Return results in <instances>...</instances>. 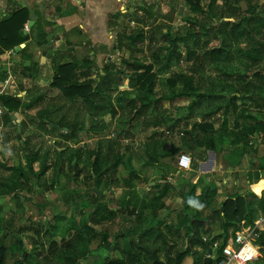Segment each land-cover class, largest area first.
Masks as SVG:
<instances>
[{
    "label": "rangeland",
    "instance_id": "obj_1",
    "mask_svg": "<svg viewBox=\"0 0 264 264\" xmlns=\"http://www.w3.org/2000/svg\"><path fill=\"white\" fill-rule=\"evenodd\" d=\"M193 1L191 5L185 0H141L130 4L133 11L110 15L109 30L101 39H113L107 47L100 46L102 58L98 53L89 55L90 59L84 57L86 60L73 57L75 69L67 58L85 51L87 45L69 47L65 40L45 43L42 37V49L31 46V54L36 48L40 55L32 59L35 68L30 71L13 49L0 51V96L22 99L16 119L5 123L7 113H0V243L8 255L3 264H15V259L23 257V252H17L16 258L10 252L16 237L22 239L30 254L29 264H36L50 252L53 241L61 245L64 238L74 234V222L97 230L96 237L80 247L79 251L91 249L81 259L82 264H104L119 255L116 248L105 247L103 233H108L114 243L117 236L122 242L136 238L141 229H152L153 235L160 233L173 252L192 245L202 257V264L209 260L215 264L216 253L227 240L223 223L215 221L213 213L227 198L247 191L246 178L250 176L237 169L248 164L255 139L250 136L249 144L231 142L247 120L239 119L240 113L257 114L264 122V110L259 114L247 88L255 71L264 73V0ZM24 8L17 4L6 15L0 12V21ZM157 12L161 18L156 19ZM37 24L31 27L35 35L43 32L39 20ZM237 25L241 28L235 30ZM63 62L68 63L70 72H76L75 79L80 83H91L94 98L105 106L107 82L111 80L115 89L110 94L112 106L106 112L97 113L91 99L63 94V77L59 76ZM118 69L121 77L114 73ZM101 70L108 73L107 80H103ZM85 72L88 74L83 75ZM18 85L29 89L27 98L23 99V91L11 92ZM236 93L241 95L236 102L238 111L230 102ZM22 103L31 105L24 109ZM0 108L4 109L1 102ZM56 109L74 123L75 133L52 127L48 116ZM41 121L50 132L39 128ZM213 137L219 141L217 147L220 144L225 158L237 157V146L231 149L233 153L227 149L239 144L245 155L241 165L233 164L238 158L227 160L224 169L211 173L213 165L204 162L200 167L209 172L204 176L190 171L172 176L175 184H149L163 175L143 172L154 164L157 144L160 148L156 153L170 167L178 152H188L187 139L192 145L195 170L196 155ZM36 151L39 157L29 168L28 160ZM44 162L49 165L48 171L38 176ZM177 168L174 166V174ZM256 186L252 187L255 192ZM165 192L172 197H162ZM95 203L99 209L92 213ZM259 216H254L253 222L237 216L233 222L240 230L254 228ZM92 217L97 223L91 221ZM201 222L205 224L201 233L211 230L209 235L202 234L204 244H209L207 249L194 235ZM262 231L264 227L257 238L259 258ZM231 232L233 228L228 238L238 233ZM252 247L250 253H257L255 242ZM53 261L63 263L60 258ZM191 262L188 258L183 264Z\"/></svg>",
    "mask_w": 264,
    "mask_h": 264
},
{
    "label": "trees",
    "instance_id": "obj_2",
    "mask_svg": "<svg viewBox=\"0 0 264 264\" xmlns=\"http://www.w3.org/2000/svg\"><path fill=\"white\" fill-rule=\"evenodd\" d=\"M185 1L191 5L194 4L193 0ZM151 13L152 12L150 11L149 14ZM161 17L162 16H160L157 12L156 19ZM30 18L31 16L29 15L28 9L24 8L13 13L9 18L0 21V51L3 52L8 49H14L16 46H19L21 43L29 39V36L25 35L24 30L25 24L30 20ZM238 28H241V25H237L235 27V30H237ZM30 51V44H27L24 48L21 49L20 53L23 55L28 53L31 54ZM68 66L69 65H59V76L61 74V76L63 77V94L69 98H75L80 96L85 98V100L91 99V102H94V106L98 108L96 110L97 113L103 112V110L106 112V110L110 106H112L111 103H109L111 101L110 94L115 89L110 84L111 80H108L107 82L108 95H106L104 99H107L108 103L107 106H105V103H103L102 100L99 101L94 98V89L91 83L89 81H84L80 83L77 78L75 79V72H70L68 70ZM150 66L146 67L149 68ZM72 68L75 69L76 64H74ZM114 73L119 76H122V71L120 69H118ZM87 74L88 73L85 72L83 75ZM107 75L108 73L104 72V75L102 76L103 80H107L109 78H107ZM142 86H144V83L142 84ZM247 88L248 91L251 93V101L258 105L257 108L259 109V114L262 113V111L264 110V97L261 96V94H264V73H262L261 71H255L250 81L248 82ZM257 96L259 99L255 100V97ZM230 99L231 106L233 107L234 111H238L239 107L236 102L241 99V95L236 93ZM0 102L3 103V106L5 109H7V111L9 110L7 112V115H5V123H8L12 119V112H16L20 108L21 98L9 94H3L0 96ZM30 105V103L22 104L24 109L29 107ZM60 113L62 112L56 109L51 113L50 116H48V118L52 122V127L55 129H61L64 127L69 130H72V132L75 131L76 127L74 126V123H72V121H70L64 113H62V115ZM55 114L58 116H56ZM57 117H60L59 119L61 120L57 121ZM240 118L247 120H245V123L241 125V131L236 133V135L231 140L232 143H234L236 140V143L245 142L249 144L250 136L253 137L256 142L264 141V122L259 120V116L257 114L255 115L252 113H247L242 110L239 119ZM199 125L203 128H205L206 126H210L209 124ZM39 128L44 130L45 132H50L46 130V123H44V121L40 122ZM209 134L210 133H208V135ZM61 137L64 139L68 138V136L64 134H61ZM207 143L209 144V147H213L212 139H208ZM185 144L189 147L192 146L189 142H187V139L185 141ZM36 157H39L37 151L28 160L29 168H32L33 162ZM48 168L49 165L44 162L42 164V170L38 174V176H43L48 171ZM22 175L25 176L24 173H22ZM192 193L193 190L191 191V194ZM236 194L237 195L235 197H229L224 200L221 204V209H215L216 211L213 213L212 216L215 221H221L223 223V227L225 229V241L230 235V228L234 229V233L231 232L233 235L240 231L239 226L236 227L235 222H233V220H235V217L237 218V216H241L238 218L239 220L247 218L249 222H253L254 216L257 212H262L264 214V195L262 197H258L251 190H247L245 192H238ZM98 209L99 206H97L96 203L92 204V213H97ZM91 221L97 223L94 217L91 218ZM85 225L86 227H83L74 222L71 225V228L75 230L74 234L68 239L64 238V241L61 245H58L57 241H53V243L50 245V252H48L36 264H55V261H53L54 258H60V261H63L62 264H82L81 259L85 258L91 252V249L87 247L85 251H79L80 247L82 245H85L86 243H89L97 235V230L94 226H88V224ZM204 225V222L198 223L194 235L195 237H197V240L200 243H203L204 248L207 249L210 247L209 244H204L206 243V241H204L203 239L205 235L202 236V234L204 233L209 235L211 233V230L207 228L205 231H203V233H201L203 230L202 228H204ZM261 236L262 237L259 239V242L261 245L262 255L260 258H258V260L253 263L250 262L249 264H264V231L261 232ZM109 238L110 235L108 233H103L105 247L116 248L119 251V255L114 258H109L108 261L104 262V264H139L140 262L142 264H183L184 261L188 258L192 260L191 264H202V257L199 256V253L196 249H193L192 245H190L185 250L178 249L177 251L173 252L172 248L168 246L166 241L162 240L160 233L153 235L152 229H141L139 235L130 241L125 240L122 242L121 237L117 236L114 243H111ZM11 246L10 252L13 254V257L16 258L17 252H23V257L21 259H15V264H29L30 254L27 252L22 239L20 237H16L15 242ZM249 255H251L250 251L245 253L243 255V258L247 259ZM7 256V248H5L3 243H0V264L4 263L5 258ZM211 262L212 261L209 260L208 264H211Z\"/></svg>",
    "mask_w": 264,
    "mask_h": 264
},
{
    "label": "crops",
    "instance_id": "obj_3",
    "mask_svg": "<svg viewBox=\"0 0 264 264\" xmlns=\"http://www.w3.org/2000/svg\"><path fill=\"white\" fill-rule=\"evenodd\" d=\"M141 0H20L19 2H14V0H1L0 2V12L3 14H8L11 9L15 8L17 4H23V7H26L30 14L31 18L30 20H33V23L31 27L33 28V25L39 26L37 24L38 20L41 22V27L40 31L35 35V32H32L31 27H28L27 33H24L25 35L29 36V39L23 43L20 44V50L16 51V47L13 49L15 52V55L20 57L22 56L23 58L20 57L22 65L27 66L26 70L30 71L32 67V59L34 57H38L40 54L36 53V48L35 51H33V54H21L20 51L22 48H24L27 44H31L30 47L35 45L38 47V49H42L44 47V41L45 43L48 41L54 43L55 42H61L65 40V45L72 47V46H81L83 47L87 45L85 48V51L83 50L81 53H77L75 55H72L71 57H68V60L72 61V64H76L73 62L72 58L74 57L75 59H90L89 55H94L98 53V57L100 59L102 58V49H100L101 45L104 44L107 47L109 42L112 41V36H110L111 40H106L103 42L101 37L106 35L107 31L109 30L110 27V22H109V17L110 15L113 14V17L116 14H123L122 12L126 11H133L134 6H130V4H135V2H138ZM151 4V3H149ZM151 6V5H150ZM29 20V21H30ZM29 21L25 24L28 26ZM58 32H60L58 34ZM42 37L44 41L42 40ZM89 40L86 41L85 39ZM104 39V38H103ZM102 40V41H101ZM119 45V44H118ZM119 46H117L116 49H118ZM32 51V49H31ZM30 51V53H31ZM11 52V51H10ZM37 56H36V54ZM45 53H43L44 55ZM14 55V56H15ZM40 59H42V62H44V56H42ZM85 59V60H86ZM13 60V59H12ZM41 62V64H42ZM68 63H61V65H66ZM72 65V67H73ZM2 65H0L1 68ZM77 67V66H76ZM103 70V69H102ZM104 74V71H102ZM91 71V69H90ZM76 73V72H75ZM88 73V72H87ZM26 74V73H25ZM28 74V73H27ZM29 75V74H28ZM26 77H29V76ZM24 79V78H23ZM26 80V79H25ZM20 91H23L26 93L25 98L28 97L29 89L22 88V86H19L17 88H13L11 91L12 93H19ZM21 98V97H20ZM22 100V99H21ZM24 102V101H22ZM23 104V103H22ZM2 106V105H1ZM27 109V108H26ZM3 113H7V109L4 108ZM26 111V110H24ZM12 119H16V112H12ZM254 139V138H253ZM213 142V147H209L208 145L204 148L203 147V152L199 155H196L195 161L197 162V169L188 171H180L178 168L177 171H173L174 166H176V160L180 153H183L185 151H180L177 153V155L172 159L173 164L169 165L170 167L165 165L164 160H160V156L158 155L157 150L160 148V145L157 144L156 151L154 152V155L156 154L155 162L151 166H147L145 168V171L150 174H155L158 172H163L162 177H159V180H150L149 184L152 186H158L160 183L164 182H170L171 184L174 183V178L172 176H179L180 174H185L191 172H195V176H204V174H207L209 172H204L203 169H201L200 165L201 163L204 162H209L210 164L213 165V170L210 171L212 172H217V169L225 167L227 164V160H234L235 158H238V161H235L233 164L234 165H241V163L244 160V149H239V144H230V148L227 149L229 153L231 152V149H233L234 146L237 154V157H233L229 155V157L225 158V156H221V148L220 144L217 147V141L216 137H213L212 139ZM253 146L254 148L252 149L251 153L248 154V164L246 165L245 168L241 167L238 168V171H246L250 176L246 178V184H247V190H251L253 193H255L258 197H262L264 195V141L263 142H256L253 140ZM191 144V143H190ZM154 148V147H153ZM152 148V150H153ZM187 148L188 153H191L193 157V153L190 151L192 149V146H185ZM249 156H252V158H249ZM241 160V162H239ZM162 162V164H161ZM193 166V164H192ZM177 172V173H176ZM182 172V173H181ZM259 177H262L260 179ZM167 179V181H165ZM157 182V183H156ZM157 184V185H156ZM256 186V192L258 191L259 193H256L253 189V186ZM253 187V189H252ZM139 188H141V184H139ZM160 194V193H159ZM165 195V197L168 195V197H172L169 192H165L162 197ZM169 203V202H168ZM262 212H258L255 214V216L262 215ZM242 229V228H241ZM253 248V247H252ZM251 248V249H252ZM242 259V256H239ZM239 262V261H238ZM242 264V261L239 262Z\"/></svg>",
    "mask_w": 264,
    "mask_h": 264
},
{
    "label": "built area",
    "instance_id": "obj_4",
    "mask_svg": "<svg viewBox=\"0 0 264 264\" xmlns=\"http://www.w3.org/2000/svg\"><path fill=\"white\" fill-rule=\"evenodd\" d=\"M4 109L0 108V113H3ZM193 158L188 152L181 153L177 160L176 166L179 170L188 171L192 169ZM264 227V214L260 215L256 226L243 227L234 237L228 238L226 243L222 245L220 251L216 253V264H238V261H242L244 264H248L259 258L260 246L257 243L259 237V230H263ZM204 241L206 238L204 236ZM254 241L258 246V252L252 253L247 259H241L239 257L243 247L249 242Z\"/></svg>",
    "mask_w": 264,
    "mask_h": 264
},
{
    "label": "bare ground",
    "instance_id": "obj_5",
    "mask_svg": "<svg viewBox=\"0 0 264 264\" xmlns=\"http://www.w3.org/2000/svg\"><path fill=\"white\" fill-rule=\"evenodd\" d=\"M253 244H254V241H249L244 247H243V249H242V251H241V253H240V255L239 256H243L245 253H247L248 251H249V249L253 246ZM240 262V261H239ZM238 262V264H240Z\"/></svg>",
    "mask_w": 264,
    "mask_h": 264
},
{
    "label": "water",
    "instance_id": "obj_6",
    "mask_svg": "<svg viewBox=\"0 0 264 264\" xmlns=\"http://www.w3.org/2000/svg\"><path fill=\"white\" fill-rule=\"evenodd\" d=\"M32 23H33V20H30L29 23H28V27H31ZM25 33H27V30H25ZM19 50H20V47L17 46L16 47V51H19Z\"/></svg>",
    "mask_w": 264,
    "mask_h": 264
}]
</instances>
